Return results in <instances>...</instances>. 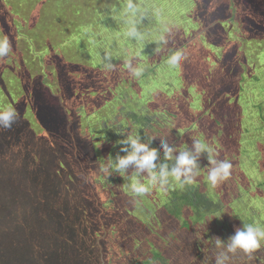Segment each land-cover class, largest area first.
I'll use <instances>...</instances> for the list:
<instances>
[{
	"label": "trees",
	"instance_id": "1",
	"mask_svg": "<svg viewBox=\"0 0 264 264\" xmlns=\"http://www.w3.org/2000/svg\"><path fill=\"white\" fill-rule=\"evenodd\" d=\"M169 1L173 0L162 3L155 0H0V37L7 36L11 47L9 54L0 57V97L3 101L1 105L0 100V108L12 106L21 117L26 115L27 106L28 110L33 107V113L38 116L44 130L55 137L64 133V141L70 140L69 145L64 144L63 148L54 143L45 146L48 152L43 153L44 166L41 167L37 162L40 152L33 155L31 152L28 156L22 145L38 148L40 142H45L46 136L42 135L37 140L27 136L29 138L23 143L18 141L16 144L13 135H5L4 130L8 129L0 126V149H5L7 153L13 149L16 157L11 161L6 159L7 162L25 169L19 170L21 173L12 169V166L1 170L0 264H114V261L107 263L105 257L110 256L117 244L121 247L117 250L126 253V257H119L122 261L115 264H186L183 258H177L179 247L170 245L173 235L158 250L153 244L151 254L139 251L136 236L144 224L142 219H137L139 227L134 232L128 231L125 227L127 223L124 224L123 220L134 208L143 206L145 200H141L140 194L133 191V182L150 187L147 185L150 176L143 174L134 162L120 174L116 167L118 159L132 151L130 143L121 142L138 136L140 143L157 151V168L154 171L158 179L152 185L153 191L149 189L145 198L152 200L153 204V199L169 201V204H164L166 214L170 219H177V222L180 221L178 218L183 217V208L186 207L189 212L179 225L181 229L196 230L207 225L208 216L221 209L219 203L211 201L208 196H218L219 186L228 185V180L211 186L207 180L208 170L201 166L194 184L180 186L171 176L167 184H161L159 180L161 165L166 164L168 171L175 165V158L173 161L168 160L160 144H167L171 148L174 142L156 143V135L172 129L174 135L178 133L180 138L184 136L185 130L174 128L178 123L176 119L180 118L190 121L192 127H199V122L205 120L203 118L210 120V129L202 139L212 148L217 160H228L233 156L237 158L230 170L231 183H235L237 191L242 190L241 185H247L250 188L246 192L253 196L251 220L246 224L264 225L262 222H253L258 218L264 220L260 193L264 183L252 182L253 187L244 171L248 168L244 165L245 154L258 153L259 161L254 168L264 177V0H219L218 3L225 7L222 14L224 19L219 22L209 18L211 6L208 7V4H213V0H191L176 8ZM153 3H156V7L169 4L168 9L173 16L175 12L186 13L195 26L192 28L187 25L184 30L172 28L170 33L161 36L162 39L158 38L156 49L144 53L146 47L142 38L148 32L151 21L148 16L152 7H155ZM129 4L132 5L131 9ZM235 14H240L242 22L233 26L230 23ZM227 16L230 19H226ZM187 29H193L192 34H187ZM114 30H117V34ZM125 30L127 38L123 37ZM205 30L208 33L218 30L216 35L225 32L229 35L228 43L215 42L214 38L220 40V37H207ZM195 36L196 42L193 41ZM244 40L248 41V47L244 46ZM197 43L198 47L195 45ZM138 46H141V50ZM206 46L210 48L206 50ZM250 48L256 50L255 59L247 54ZM177 51L181 53L180 62L184 73L176 95L170 98L162 92H152V95L157 92L154 96L162 99L158 102L154 97L157 103L153 105L160 106L157 112L143 107L131 109L130 100L148 88L149 84L146 83H151L148 75L156 73L159 65L170 66L168 60ZM197 55L209 60L210 65L199 71L196 65L188 68L186 59ZM212 58H217V61L213 63ZM258 60L263 64L261 67L256 66ZM55 61L61 62V65H56ZM22 75L28 77L29 81L37 80L39 87L25 86L19 80ZM199 75L205 77L204 81L195 78ZM253 85L256 87L253 92H257L258 96L252 98L244 95ZM31 86L32 96H27L30 93L27 88ZM190 87H195L203 96L204 111L201 113L191 110L193 97L189 93ZM33 97L37 98L34 106L28 101ZM258 97L262 99L256 100ZM242 105L250 107L252 122L255 123L252 126V135L256 139L253 140L256 142L254 145L248 140L244 142L242 137L245 131L251 129L242 123ZM56 111L60 115L56 116ZM163 119L168 126L165 130L156 126ZM174 121L176 124L173 126ZM59 123L64 128L59 127ZM13 124L15 122L11 128H14ZM108 129L114 130L116 136L104 135ZM30 130L33 131V128ZM106 133L109 134V131ZM192 136L193 140H184L180 146H187L186 150L194 153V141L199 140V137ZM214 138L218 142L215 147L212 146ZM110 142L119 148V151H114L118 159L113 152L110 153L111 161H116L112 164L111 176L105 179L111 181L117 180V175L121 177L116 193L110 192V185H97L93 179L87 178L89 171H92L91 166L100 174L104 172L100 161L103 158L101 152L106 150ZM207 156V152H202L198 159L206 162ZM55 162L60 166L58 171L51 169ZM76 170L84 172L83 176L80 174V177ZM15 176H20L24 186L44 188L43 195L38 194V198L33 199L31 195L12 194V185L20 187L12 182ZM203 179L207 180L204 184L207 186L201 188ZM48 181H51L52 187L47 192L44 185ZM209 189L212 191L208 192ZM63 190L74 193L69 195ZM60 194L63 197L70 196L72 201L73 196V206L68 207V203L60 202ZM19 199L24 200L22 209ZM153 204L147 210L154 214L151 209ZM213 205L215 207L211 208ZM115 213L118 217L114 216ZM33 217L40 218L42 224L31 222ZM54 224L58 228L48 244L58 246L51 250L47 246L46 235L52 232L46 227ZM206 228L201 237L211 232ZM120 229L122 235L119 241L117 235L111 234ZM228 240L222 241L225 248L222 247L219 252L215 250L216 253L211 254L210 259L196 245V249L189 254L194 257L192 263L218 264L216 257L223 255V264H248L252 261L254 264H264V242L250 258L240 249L229 251L227 247L231 237ZM159 243L156 239L155 244ZM208 245L211 247L212 243ZM133 247L136 250L130 254L129 249ZM233 259L234 262H230Z\"/></svg>",
	"mask_w": 264,
	"mask_h": 264
},
{
	"label": "rangeland",
	"instance_id": "2",
	"mask_svg": "<svg viewBox=\"0 0 264 264\" xmlns=\"http://www.w3.org/2000/svg\"><path fill=\"white\" fill-rule=\"evenodd\" d=\"M158 3H162L166 0H155ZM185 1V2H184ZM191 0H173V1H169L173 6H175V8L177 6H182L185 5L187 3H189ZM219 0H213V4H208V7H210L209 9V18L214 21V22H219L220 20L224 19V17L222 16L223 11L225 10L224 5H221V3H218ZM150 3V2H149ZM154 5L156 3H153ZM249 4V3H247ZM152 5V4H151ZM161 5V4H160ZM168 5L169 4H164V7H152V12L155 14H152V12L149 13V19L151 20L149 22V27H148V32L145 33L144 38H142L145 42V50L144 53L147 52H152L153 49H156L157 47V40L159 37L163 36L164 34H168L170 33V30L175 27L184 30V27L189 25L190 27L194 28V23L192 22V20L189 18V16L186 17V13H178L175 12L173 16V14L170 12L171 10L168 9ZM170 6V5H169ZM241 10V9H240ZM199 10H197L196 12H198ZM162 14V16L160 15ZM159 15V16H157ZM240 14H235L233 15V19L232 23H230V25L232 24L233 26L237 23H241L242 22V18L239 17ZM226 19H230L228 16L226 17ZM225 19V20H226ZM220 30V28H219ZM116 33L117 30H114ZM218 30H213L211 33H208L206 30L204 31L205 34L207 35V37H211L214 38L215 36L217 38L220 37V40L214 38L216 41L215 42H225L228 43V38L229 35L224 33H221L219 35H216L215 32H217ZM247 32H249L248 30H246ZM185 32L187 34H192L193 29H187L185 30ZM117 34V33H116ZM246 35V34H245ZM124 38L128 37L127 34V30L124 31ZM197 36L194 37L193 41H195V38ZM247 39V38H246ZM130 40V39H127ZM245 42H243L244 46L248 47V41L244 40ZM201 40L198 41V43H200ZM154 43L156 45H154ZM195 44L197 47L199 46V44ZM194 46V48L196 47ZM138 48L141 50V46H138ZM210 47L206 46L205 49L208 50ZM254 49H251L247 52V54H250L254 59V54H255ZM192 54V51H191ZM190 54V55H191ZM202 55H197L196 57L193 56L191 58L186 59V64L188 65V68H190L192 65H196L197 66V71H199L200 69H203L205 66L210 65L209 64V60H205L204 58L201 57ZM213 59V63H215L217 61V58H212ZM59 61V60H58ZM56 63V65H61V62H54ZM227 64H229L228 66L231 65V62L228 60ZM200 65V66H199ZM234 65V63L232 64ZM263 64L261 61L258 60V63L256 64L257 67H261ZM182 73H184L183 69L181 68V62L179 61V65L178 68H173L171 66H165L164 64L159 65L157 68V72L156 73H152L151 75H148V77H150L151 79V83L148 82L146 83V85H148V88L145 89L141 94L137 95L136 97H134V99H131L130 102H132L130 108L131 109H137L139 107H143L146 110H149L151 112H157L156 110H158L160 108V106H154L153 104L157 103V101L154 99L157 98L156 96H154L156 93H154L153 95L151 94L154 91H158V92H162L163 94H165L166 96L172 98L174 95H176V90H179L181 88L182 85V81H183V77H182ZM189 73V72H188ZM201 73V72H200ZM35 74V73H34ZM184 76V75H183ZM145 78V77H144ZM194 78V77H193ZM195 78H200V80L204 81V76L203 75H199V77H195ZM19 80L23 81L24 85H32L35 88L38 86L39 87V83L37 80H31L29 81V78H24L22 75V78H19ZM7 82V80H5ZM8 85H10V83L8 82ZM32 86L28 87L27 90L30 93H27L28 95L32 96V92L30 90H32ZM262 86V85H261ZM250 88V86L248 87V89ZM254 88H256L254 85L249 89V92L244 94L247 96H251L252 98L257 97L258 93L257 92H253ZM259 90V88L257 89ZM189 93L190 95L193 97L191 103H190V107L191 110L193 112H198L201 113L204 111V100H203V96L200 92H198V90L195 89V87H190L189 89ZM37 98H29L28 101L33 103L34 106V101ZM158 102H160L162 99L161 98H157ZM262 99L261 97L256 98V100H260ZM1 100V105H3V101H2V97H0ZM72 100V99H70ZM75 101V99H74ZM6 103V100H5ZM159 105V104H158ZM46 107V106H43ZM243 107V118L244 121H242V123L245 125V127H251V129L249 131H245L243 137L244 142L246 140L250 142H252L251 145H254L256 142H254L253 140H256L254 138V136L252 135V132L254 129H252V126L255 125L254 122H252V117H251V111H250V107L249 106H245L242 105ZM72 109H74L72 107ZM33 107L30 108L28 110V106L26 107V115L25 116H21L17 118V120L15 121V124H13L14 128H10L8 129V131L4 130L5 135L8 136H14L15 137V143L18 144V141L20 143H23V141H25L27 138L32 137L33 139L40 138L42 135H45V142L43 144H41V142L39 143L40 145H38V148L30 145V147H25L24 145H22V147L27 151L28 156L32 153L33 154H37V152H40L37 157V162L40 164L41 167L44 166L43 163V153L48 152L47 150V146L50 143H54L55 146H59L63 148L64 144L69 145V141L70 140H66L64 141L65 134H61L59 135V137H55L53 135H51L48 131L44 130L41 125H40V120H38V116L34 115L35 113H33ZM254 114L256 115V109L253 110ZM206 114V113H205ZM60 115L59 111H56V116ZM231 115V114H229ZM36 116V118L34 117ZM59 117V116H58ZM231 117V116H230ZM60 120L62 119L61 117L59 118ZM59 119L57 118V120L59 121ZM205 120L199 122V127H192V124L190 121L186 120L185 118H180V119H176L178 120L177 126L174 127L176 129H182L185 130V135L182 136L181 138L179 137V134L177 133V135H174V132L172 129L166 130L168 133H166V131L156 135V143H167V142H174V144L171 146V148L173 149L172 152V159L170 160H174L173 158H175L176 156H178L180 154L181 151L186 150L187 146H180V144L184 141V140H193V136L192 134L196 135L199 137V140H202L206 143L205 140L202 139L204 133H206L209 129H210V120L203 118ZM255 119V117L253 118V120ZM30 123L27 126V123ZM67 123V122H66ZM176 124V121H174L173 126ZM1 127H3L2 125H0ZM157 128H161L163 130H165V128H167V121L165 119L161 120V122L159 121V123L156 124ZM33 128V131L30 130V128ZM59 127L64 128V125L59 123ZM63 130V129H62ZM109 131V134H107L106 132ZM114 130L108 129L106 130V132L104 133V135H112V136H116L115 134H113ZM115 132V131H114ZM48 133V134H47ZM29 136V137H27ZM177 137V138H175ZM6 138V137H5ZM123 137L120 139L122 140ZM176 141V142H175ZM164 144H160L161 149L164 150L163 147ZM33 146V147H32ZM212 146H218V142L217 139L214 138L212 141ZM103 144L100 145V149L102 150ZM108 150V151H107ZM162 150V153H164V151ZM114 151H119V148L117 145H113V142L106 147V150L101 152L102 155V159L100 160L102 162V165L104 166L105 169H107V171L102 172L101 174L93 167L91 166L92 171H89V173L87 174V178H90L91 180L93 179L94 182L97 183V185H99V183H103L104 185H110L109 188H111L110 192L111 193H116L118 190V182H120V178L118 175V179L117 180H107L105 178L111 176L110 174V170H113L112 168V164H114V162L116 160H114L113 162L111 161L112 157L110 156V153L113 152L115 154ZM46 154V153H45ZM244 154V153H243ZM242 154V155H243ZM253 156V158H252ZM110 157V159H109ZM116 159L117 155L115 154ZM15 155H14V151L13 149H11V151L9 153H7L5 151V149H0V174L3 173L1 170L5 169L6 167L9 168L10 166H12V169L14 170H18L17 172L21 173L19 170H23L24 167L22 166V168L17 167L16 165H14V163H8V161L11 160H15ZM7 159V160H6ZM236 157H231L228 159V161L231 162L232 164V168L234 167V163H236ZM169 160V159H168ZM57 161V160H54ZM53 161V162H54ZM259 161V156L258 153H253V154H245V158H244V165L247 166L248 168L244 171L247 173L248 176V180L250 182V184L253 186L252 182L260 184V183H264V177L262 176L261 172L258 171L255 167H257V162ZM24 162H22L23 164ZM198 163V171H200V166L201 168H203L204 170H208L211 167L210 163L208 160H206V162L201 161L198 159L197 161ZM160 164H162L160 162ZM128 166H131V164L129 163V165H127L124 169H118L119 174L122 173L124 170H126V168ZM73 168V166L71 167ZM157 168V166H156ZM172 168V167H171ZM51 169L54 171H58L60 169V166L58 165L57 162H55V164L51 165ZM160 169V168H159ZM25 170V169H24ZM143 174L149 175L148 171L146 169H141ZM76 172L78 173V175L80 176V174L83 176L84 172H78L76 170ZM112 172V171H111ZM16 174V173H15ZM17 175V174H16ZM90 175V176H89ZM81 177V176H80ZM113 177V175H112ZM97 178V179H96ZM195 178H198V176H196ZM229 184L226 186H219L220 189V193L218 194V196L214 197H210L208 196L211 201H215L217 203H219V206L221 207V209L215 213H213L212 215L208 216V221H206L207 225H202V227H198V229L194 230V229H189V228H184L181 229L179 227V225L182 224L183 220H185V216L187 215V211L184 207L183 208V217L178 218L180 221L177 222L176 220H173L172 218L170 219L167 214H166V207L164 206V204H169V201H165L163 199V201H158L156 199L154 204L153 201L145 198V196H148L147 193L140 195L141 200H144L143 206H139L137 208H134L133 211L130 213V215L127 217H125V219L123 220L124 224L125 222L127 223V225L125 226L128 231H135L137 229V227H139L137 225V219H142V222L144 223L142 226H140V231L137 234L136 238L138 239L139 242V251L141 253H150L151 254V250L153 247V244L155 245V249L158 250V247H163L166 244V240L169 238L170 235H173V242L172 245H176L177 247H179V249L177 248V253H179L177 255V258L179 260H184V262L186 264H191L192 261L194 260V257H191L189 254L192 253V251L196 248H194L196 245L197 247L199 246L201 251L204 252V255L206 256L207 259L211 258V254L216 253L215 250H217V252L221 251L223 245V240H227L229 241V237H232L236 234L237 230H241L244 228L245 224L247 221L251 220V212H252V200L251 198L253 196H251V193H247L246 191L249 190L250 187H247V185H241L242 190H236L235 188V183H231L232 182V178L229 176V178L227 179ZM16 182L20 187L18 186H13L10 187L11 189V193H22L25 195H31V197L33 199H37L38 198V194L41 196L44 193V188H40L35 186V188H33L32 186H24L21 183L20 180V176H15L12 179V182ZM203 182L201 183L200 187H206L207 185L204 186L205 183H207V180H202ZM51 181H48L47 183H45L46 185L45 188L47 189V192L49 190V188H51L52 186L50 185ZM111 183V184H110ZM196 186L198 184H195ZM264 186V185H263ZM254 187V186H253ZM152 185L149 187L150 191L152 192ZM65 190H63L62 192L64 193ZM212 190L209 189L208 192H211ZM66 193H68L69 195L73 194L74 192H69V191H65ZM103 193L105 191H102ZM261 193V197H262V204L264 205V188L260 190ZM107 194V193H106ZM256 194V193H254ZM17 197V196H16ZM15 198V197H14ZM73 201H74V197L72 196ZM60 202H65L68 203V207H72L73 206V201L71 200L70 196H62L60 194ZM21 201V202H20ZM153 204V206L151 207L152 211H154V214L147 210L151 205ZM24 205V200H20L19 199V206L23 207ZM223 205H224V209H223ZM215 205L211 206V208H214ZM254 212H257V210H254ZM155 215V216H154ZM115 217H118L117 214L115 213L114 215ZM254 218V216H253ZM252 218V219H253ZM182 219V220H181ZM31 222L35 223V224H42L41 219L38 217H33L31 219ZM46 222V221H45ZM253 222H262L264 223V220L258 218L257 220L253 221ZM206 226L209 228V230L211 231L208 235L205 234V236L201 237L204 232H206L207 228ZM255 226H258L257 224H255ZM196 227V226H195ZM262 228H264V225L261 226ZM49 231H51L52 233H47L46 237H47V246L49 247V249L53 250L55 249L58 245H54V244H48V242H51L54 238V233L56 232V228L57 225L54 224L53 226H49L46 227ZM117 235L118 236V240H121V235H122V229L117 230V232H113L111 235ZM129 234V233H128ZM141 238V239H140ZM114 240V238H112ZM156 239H158L160 241V245L159 244H155L156 243ZM217 241H219V243H217ZM170 242V243H171ZM208 243H212V246L209 247ZM121 244V243H119ZM173 247V246H172ZM225 248V247H223ZM229 248V247H227ZM117 249H121L120 245H116V248L111 252L110 254V258L109 257H105L106 262L111 263V262H121L122 260H119L120 258H125L126 253H122V251H118ZM130 254H133L136 250V248H130ZM179 250V251H178ZM43 252H45L44 250H42ZM235 253H233L230 257H232ZM176 255V254H175ZM174 255V256H175ZM213 256V255H212ZM223 255H219V257H216V259L218 260H222ZM230 262H234V259L231 260ZM244 262V261H243ZM114 263V264H115ZM124 264V262H122ZM192 264H199L197 261H195ZM248 264H254L253 261L249 262Z\"/></svg>",
	"mask_w": 264,
	"mask_h": 264
},
{
	"label": "clouds",
	"instance_id": "3",
	"mask_svg": "<svg viewBox=\"0 0 264 264\" xmlns=\"http://www.w3.org/2000/svg\"><path fill=\"white\" fill-rule=\"evenodd\" d=\"M128 7L131 9L132 5L129 4ZM10 51L11 47L8 37H0V57H5ZM181 58V53L177 51L169 58L168 64L173 68H178ZM17 118V111L12 106L0 108V124L3 125L4 129H10L12 123L15 122ZM121 143H130L132 151L127 156L119 158L116 167L124 169L129 163L134 162L139 169H146L149 172L150 178L147 185H154L158 179L154 171L157 166V151L155 149H149L146 144L140 143L138 136L129 137L128 141H122ZM163 147L165 157L169 160L172 159L171 154L173 149L168 147L167 144H164ZM193 147L195 149L194 153L189 150H184L175 157V165L172 167L171 171H168L166 164L160 166L159 180L161 184H167L169 176L177 181L180 186H183L185 183L194 184L195 177L200 174L197 161L202 152L208 153L207 159L211 167L208 171L207 180L211 186L215 187L220 182L229 178L232 168L230 161L217 160L214 157L212 148L202 140H195ZM102 170L107 171V169ZM132 189L135 193L140 195L149 191L148 186L136 181L133 182ZM262 242H264V228L245 224L242 230H237L236 234L231 237L229 251L235 252L237 249H240L251 258L252 254L261 248ZM217 243H219V241H217ZM218 264H223V260H219Z\"/></svg>",
	"mask_w": 264,
	"mask_h": 264
}]
</instances>
